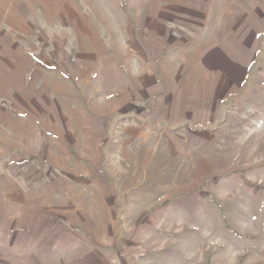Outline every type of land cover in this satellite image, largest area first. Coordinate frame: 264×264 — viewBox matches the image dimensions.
<instances>
[{
  "label": "rangeland",
  "instance_id": "rangeland-1",
  "mask_svg": "<svg viewBox=\"0 0 264 264\" xmlns=\"http://www.w3.org/2000/svg\"><path fill=\"white\" fill-rule=\"evenodd\" d=\"M0 264H264V0H0Z\"/></svg>",
  "mask_w": 264,
  "mask_h": 264
}]
</instances>
